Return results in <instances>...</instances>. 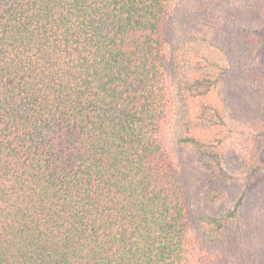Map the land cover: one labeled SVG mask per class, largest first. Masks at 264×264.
I'll return each instance as SVG.
<instances>
[{
  "label": "trees",
  "instance_id": "16d2710c",
  "mask_svg": "<svg viewBox=\"0 0 264 264\" xmlns=\"http://www.w3.org/2000/svg\"><path fill=\"white\" fill-rule=\"evenodd\" d=\"M260 54L264 0H0V264H264Z\"/></svg>",
  "mask_w": 264,
  "mask_h": 264
},
{
  "label": "rangeland",
  "instance_id": "374dc122",
  "mask_svg": "<svg viewBox=\"0 0 264 264\" xmlns=\"http://www.w3.org/2000/svg\"><path fill=\"white\" fill-rule=\"evenodd\" d=\"M251 66L256 68L257 71H263L264 72V55L263 54L258 55L257 58L251 62ZM213 100H214V98H213ZM262 149H264V148H262ZM171 153L173 154V152H171ZM186 160L189 163L194 162V157L187 155ZM192 237H194V236L192 235Z\"/></svg>",
  "mask_w": 264,
  "mask_h": 264
}]
</instances>
